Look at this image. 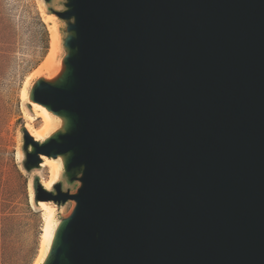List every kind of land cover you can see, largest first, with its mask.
<instances>
[{
  "label": "water",
  "instance_id": "obj_1",
  "mask_svg": "<svg viewBox=\"0 0 264 264\" xmlns=\"http://www.w3.org/2000/svg\"><path fill=\"white\" fill-rule=\"evenodd\" d=\"M49 2L50 0H45ZM65 54L30 100L24 167L76 192L42 264H264V0H65Z\"/></svg>",
  "mask_w": 264,
  "mask_h": 264
},
{
  "label": "rangeland",
  "instance_id": "obj_2",
  "mask_svg": "<svg viewBox=\"0 0 264 264\" xmlns=\"http://www.w3.org/2000/svg\"><path fill=\"white\" fill-rule=\"evenodd\" d=\"M64 3L0 0V264H34L41 249L44 218L36 193L50 176L47 167H24L25 112L34 111L21 95L36 79L48 75L45 69L36 74L43 63L51 58L62 61L66 22L55 11L63 10ZM41 123L38 118L37 125ZM57 182L72 193L80 185L70 181L64 170ZM53 203L57 221L75 206L74 200Z\"/></svg>",
  "mask_w": 264,
  "mask_h": 264
},
{
  "label": "bare ground",
  "instance_id": "obj_3",
  "mask_svg": "<svg viewBox=\"0 0 264 264\" xmlns=\"http://www.w3.org/2000/svg\"><path fill=\"white\" fill-rule=\"evenodd\" d=\"M44 69L46 70V73H48L45 78L54 77L61 69V60L58 62L53 58L48 59L45 63L41 65L36 74H41ZM30 90L31 88H25L22 91L23 93L21 95L24 100L28 101L29 105H31L34 111V114H31L29 111L25 112L26 116L28 117L26 129L35 140L43 141L44 139L49 137L58 127H60L61 119L58 115L48 110L44 105L30 100ZM38 118H41L42 120V123L39 126L37 125ZM41 158L42 162L40 166L47 167L50 176L48 180L42 181V185L46 190H51V188L54 187V185L59 180L64 170L63 162L61 157L53 158L48 157L46 155H42ZM37 204L43 211L42 215L44 218V226L40 245L41 249L34 264H42L50 249L54 233L60 221H57L55 218L56 206L53 202L39 200L37 201Z\"/></svg>",
  "mask_w": 264,
  "mask_h": 264
},
{
  "label": "flooded vegetation",
  "instance_id": "obj_4",
  "mask_svg": "<svg viewBox=\"0 0 264 264\" xmlns=\"http://www.w3.org/2000/svg\"><path fill=\"white\" fill-rule=\"evenodd\" d=\"M52 191H54V190H52Z\"/></svg>",
  "mask_w": 264,
  "mask_h": 264
}]
</instances>
